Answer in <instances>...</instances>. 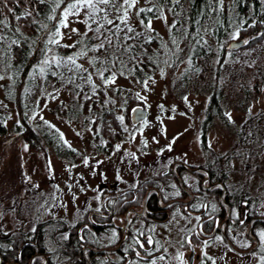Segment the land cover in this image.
<instances>
[{"label":"rangeland","instance_id":"374dc122","mask_svg":"<svg viewBox=\"0 0 264 264\" xmlns=\"http://www.w3.org/2000/svg\"><path fill=\"white\" fill-rule=\"evenodd\" d=\"M139 8L158 10L155 18L151 19L152 32L140 25L141 18L136 15V10L129 17V24L137 32L158 40V49L152 57L154 67L149 75L138 79L128 69L112 66L110 70L116 73V82L105 86L88 63L91 53L77 59L78 64L93 73L95 85L105 95L103 107L106 112L112 113L118 125L119 135L112 145L103 140L107 135L100 133L101 128L94 115L88 118L89 125L97 127L95 132L94 128L84 124L81 114L61 113V105L68 107L72 95L62 87L52 88L45 82L46 70L43 73L40 71L42 67L46 69L43 64L45 59L57 58V44H49L48 40L59 27L60 14L49 26L45 24L43 31L40 30L37 43L43 47V52L37 63L29 67V72L23 74L18 68L12 69L3 58L0 60V76L3 77L0 79V113L5 116L6 127L5 134L0 135L1 229L7 230L16 222L8 211L11 192H23L28 198L29 211L20 214L21 219L43 221L52 215L62 218L61 225L69 226L79 219L82 213L79 207H86L83 203L88 201L87 194L96 196L104 184L122 187L135 179H144L151 174L154 161L164 163L166 159L169 162L171 158H178L193 164H204L215 155L230 159L227 164L232 165L236 173L229 176L228 183L239 193H247L246 196L253 200L251 206L264 212V119L257 123L258 133H252L255 126L252 129L248 127L245 130L249 134L248 139L240 141L243 124L249 118L264 113V82L254 92L256 89H253L248 77L244 73L238 75L236 64H232L228 67L224 65L228 70L222 73L230 84H216L217 58L191 59L193 53L185 48L187 42L180 38L178 26L175 29L172 27L174 16L168 7L158 6L155 0H139ZM158 16L160 18H156ZM82 19L83 15L70 17L69 26L60 27L63 37L57 38L59 45H73L78 40H84L86 26L80 22ZM237 27L235 24L232 26L226 49L232 41L248 40L247 37L233 39ZM72 28L78 29V33L71 32ZM205 36L203 39L210 45L211 41ZM82 48L83 44L78 45L76 54ZM242 48L230 51L237 55ZM228 59L232 60L226 53ZM196 68H199L198 72ZM239 77L246 78L243 96L236 92L235 84ZM233 79L235 81L232 82ZM143 81H147V86ZM220 86L224 87L222 92H219ZM214 93L221 114L216 113V109H209ZM138 106L144 108L147 115L143 121L132 125L129 113ZM19 111L37 134L34 149L28 147L21 132L15 131ZM119 116L124 117L123 122L117 119ZM51 133L56 134L63 148L74 152L73 157L59 155L55 151L48 141ZM238 143L244 145L240 148L243 150L231 151L232 145ZM249 144L250 149H247ZM196 217L190 215L185 218L188 229L184 234L183 229L175 228L172 222L147 227L144 232L162 240L185 238L196 227ZM199 249L195 247V253H191L194 256L192 264H198L199 258L204 261L203 264H212V261L203 258L202 252L212 257L215 264H264L260 251L240 255L220 241L209 242L208 247Z\"/></svg>","mask_w":264,"mask_h":264},{"label":"flooded vegetation","instance_id":"af4514ba","mask_svg":"<svg viewBox=\"0 0 264 264\" xmlns=\"http://www.w3.org/2000/svg\"><path fill=\"white\" fill-rule=\"evenodd\" d=\"M227 50L230 51L228 47ZM198 58L201 57L194 59ZM215 106L219 108L217 101ZM259 130L255 127L251 131L258 133ZM103 140L108 142L109 139L104 136ZM202 146H206L205 143ZM243 147L242 143L234 144L231 151H240ZM229 160L215 155L204 164L178 158H171L169 162L166 159L164 163L154 161L151 174L144 179H135L122 187L107 183L99 188L96 196L87 194L88 201L83 203L86 207H79L82 211L79 219L69 226L61 225L62 218L52 215L43 221L21 219L20 214L29 211L28 198L23 192H11L8 211L16 222L7 230L0 228V264H133L135 261L144 264L134 251H125L132 245L133 238L143 241L139 233L146 236L145 228L168 222L183 229L184 234L188 229L185 218L190 215L200 217L194 230L201 235L197 239L192 235L194 230L189 234L199 250L204 240L220 241L236 254L260 251L264 257L261 251L264 241L259 236L264 232V212L251 206L253 200L247 193H239L228 183L229 176L236 173V169L227 164ZM238 197L244 201L238 202ZM217 236L222 240H216ZM154 239L167 249V252L155 253L166 256L165 261H157V264H180L174 259L177 252H183L186 264H192V249L180 246L184 238ZM140 251L143 257V250ZM203 263L199 258L198 264Z\"/></svg>","mask_w":264,"mask_h":264},{"label":"trees","instance_id":"16d2710c","mask_svg":"<svg viewBox=\"0 0 264 264\" xmlns=\"http://www.w3.org/2000/svg\"><path fill=\"white\" fill-rule=\"evenodd\" d=\"M155 1L158 6L170 9L171 14L174 16V29L178 26L180 38H183L187 42L184 45L185 48L188 49V52L193 53L191 59L214 56L217 58L216 73L214 75L216 84L219 82H223V85L230 84L229 79L226 80V77L222 73L228 70L226 67L229 65L236 64L238 75L244 73L253 85V89H256L254 92H257L258 85L264 82V0H179L178 3H173L169 0ZM53 7L55 5L52 3H39L38 0H19L18 4L15 0H0V20L4 21V23L0 24V37H3V39H0V60L3 58L12 69L17 70L18 68L23 74L29 72V67L37 63L43 52V47L37 43V36L40 35V30L43 31L45 24L49 26L52 20L54 21L59 17L61 9L58 8L53 13L51 11ZM62 7L63 5H61ZM9 8L12 11H9ZM29 12H31V15H27ZM17 15L20 16L18 20L15 18ZM156 15L157 12L154 9L153 12L142 13L139 17L145 19L147 22L148 19L155 18ZM50 16L55 18L49 19ZM234 24L238 26V38H248V43L238 51L237 55L225 48V44L229 40L228 38H231L232 26ZM142 34V39L129 42L133 45H139L133 50L136 56L135 60L130 59V55L132 54L129 53L121 54L120 52H116L115 56H112L111 48L108 49L106 54L89 53H91L92 57L99 56L100 59H104L105 55L113 60L116 56H119L124 61L125 66L123 68L128 69L129 73L135 78L142 79L152 72L154 67L152 57L159 46L158 40L155 37ZM88 35L91 37L92 33ZM204 36L205 39L211 41L210 45L203 39ZM88 43L94 44L96 41L94 39L89 41L84 38V44ZM77 48L78 45L76 47L56 45L57 58L66 60L68 56L76 54ZM226 53H229V57L232 60H226ZM113 67L120 68L121 65L117 63ZM53 71L57 75H52ZM35 72L36 69L33 67V73ZM71 75L72 73L68 72L63 66L56 67L53 64L50 68L46 67L45 82L49 83L54 89L62 87L72 95L68 107L65 104L61 105V113L67 114L72 112L75 115L81 114L84 117V124L88 125L90 124L88 116L94 115L97 125L101 128L100 133L107 135L108 141L112 145L118 138L119 130L112 113L106 112L103 107L105 100L103 91L99 87H96V95H92V87L80 79V74H77L74 82L69 84L67 81ZM244 78L239 77V80L235 84L236 92L240 96L245 95L243 87L246 86V78ZM77 85H80V87H77ZM222 88L224 89L222 86L219 87V92H222ZM85 96H91V99H85ZM216 101V93H214L210 100L209 109L215 108L219 114L220 110L215 106ZM262 119H264L263 112L249 118L243 124L244 132L241 134V142H245L248 139L247 136L249 134L245 132L246 128L258 127L257 123ZM89 127L91 129L94 128V132L97 129L95 124L89 125ZM15 131L22 133L29 148H35L37 134L33 131L32 126L21 111H19V123L15 126ZM5 132V116L0 113V135H4ZM51 134L48 141L53 145L55 151L59 155L63 154L73 157L74 152L68 148H63L56 134ZM95 135L97 136L98 132ZM242 200L244 201V199L238 197V202Z\"/></svg>","mask_w":264,"mask_h":264},{"label":"snow or ice","instance_id":"6c2138e0","mask_svg":"<svg viewBox=\"0 0 264 264\" xmlns=\"http://www.w3.org/2000/svg\"><path fill=\"white\" fill-rule=\"evenodd\" d=\"M18 4L19 0H15ZM39 3H52L55 7L51 8V11L55 13L58 8L61 9L60 18H59V27H57L53 33V36L49 38V44H57L59 45V39L62 38L63 34L60 31V27L67 28L69 26V18L70 17H80L83 15V19L80 21L85 24L86 31L83 33V37L88 39L89 41L95 40L96 43H88L84 44V40H78L76 44L73 45H65V47H76L77 45L84 44V47L79 51L76 56H68L65 59L53 57L51 60L45 59L43 64L50 68L53 64L56 67L63 66L68 72L72 73L71 76L68 77V83L71 84L74 82V78L77 74H80V79L90 85L93 89L92 95H96V85L92 79L93 73L89 72L88 69L84 68L83 65L77 63V59L82 56H87L89 52L98 53V54H106L108 49H112V56H115L116 52H120L121 54L129 53L130 59L135 60L136 56L133 53L135 47L139 45H133L129 43L132 40L142 39L143 34L141 32H137L130 24L129 17L133 10H136V15L139 17L142 13L145 12H153V8H139L137 9V4L139 0H38ZM179 0H177V3ZM61 5L63 7L61 8ZM9 11H12L9 8ZM158 11V10H156ZM27 15H31V12L27 13ZM17 20L20 19V16L17 15L15 17ZM55 17H49V19H54ZM156 18H160L159 16ZM4 23L3 20H0V24ZM140 25L144 27V29L148 32L154 31L152 28V20L148 19L147 22L145 19L141 18L139 20ZM174 27V25L172 26ZM78 29L72 28L71 32L78 33ZM89 33H92V36L89 37ZM239 33L233 35V39L238 38ZM3 39V37H0ZM175 42V40L173 41ZM15 43V41H13ZM244 44H247L248 41H243ZM88 63L93 66L95 69V74L103 81L105 86L114 84L116 82V73L111 72L110 66H115L117 63L124 67V61L119 57L113 60L109 56L105 55L104 59H100L99 56L92 57L89 59ZM45 67H42L40 71L43 73L45 71ZM108 73V75H106ZM123 75V71L120 72ZM163 74V73H162ZM52 75H57L55 71L52 72ZM61 75H63L61 73ZM0 79H3L0 76ZM145 86H147V81H143ZM80 87V85H77ZM139 95V94H137ZM85 99H91V96H85ZM135 111V110H134ZM121 122H123L124 117H117ZM117 150H119V145L116 146ZM134 156V154H131ZM85 165L88 164L87 158L84 159ZM99 211V209H97ZM196 220L199 221L200 217H196ZM192 235L199 238L201 233L192 232ZM113 236H115V231H113ZM139 236L144 237V240L141 241L139 238H133L132 245L137 246V248H133L132 245L129 246V249H125V251H129L130 249L135 252L136 257H140L144 264H157V261H165L166 256L161 254L156 256V252H167V249L164 248L162 244L158 240H155L152 235H147L143 232L139 233ZM261 241H264V232L259 233ZM216 240H222L221 237H215ZM203 247H208V241L204 240L202 242ZM147 245V247H146ZM187 245L192 249L193 253H195V246L193 245L192 238L190 236H185L184 240L180 242V246L184 247ZM248 245H242V247H247ZM143 250V257H141V251ZM261 251H264V247L261 248ZM202 256L205 260L212 261V264H215V260L212 257L208 256L206 252H202ZM174 259L178 260L180 264H186L184 261V253L177 252ZM261 260L264 261V257H261ZM133 264H139V261L133 262Z\"/></svg>","mask_w":264,"mask_h":264},{"label":"water","instance_id":"95a60500","mask_svg":"<svg viewBox=\"0 0 264 264\" xmlns=\"http://www.w3.org/2000/svg\"><path fill=\"white\" fill-rule=\"evenodd\" d=\"M169 1L173 2V3H177V0H169ZM244 46H245V44L243 43V40L232 41L229 43L228 49L229 50H236V49L242 48ZM146 115H147V111L144 108H142L140 106L134 107L129 113L130 123L132 125H135V124L139 123L140 121H143L145 119Z\"/></svg>","mask_w":264,"mask_h":264}]
</instances>
